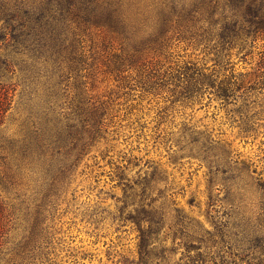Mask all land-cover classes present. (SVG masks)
Returning <instances> with one entry per match:
<instances>
[{"label":"trees","instance_id":"trees-1","mask_svg":"<svg viewBox=\"0 0 264 264\" xmlns=\"http://www.w3.org/2000/svg\"><path fill=\"white\" fill-rule=\"evenodd\" d=\"M18 86L19 129L0 130V264L90 259L71 246L78 225L134 233L115 264H264V152L241 158L193 116L215 102L243 142L264 132V0H0V127ZM140 140L166 161L135 153ZM199 170L204 220L192 193L177 199Z\"/></svg>","mask_w":264,"mask_h":264},{"label":"rangeland","instance_id":"rangeland-1","mask_svg":"<svg viewBox=\"0 0 264 264\" xmlns=\"http://www.w3.org/2000/svg\"><path fill=\"white\" fill-rule=\"evenodd\" d=\"M90 41L92 43H98L100 41V37L95 33H91ZM178 53L181 58L184 60L197 61L202 58V54L199 51L194 50L190 47L179 48ZM253 57L249 59H234V70L237 72L246 73L251 70L253 65ZM207 61V60H206ZM210 62H207V65ZM16 80V78H14ZM18 79H20L18 77ZM89 86L91 85V89L93 93L103 94L107 92L111 87L112 83L109 78L101 73L100 69L94 68L92 69L91 75L88 76ZM23 104H24V93L22 88L18 86L14 92L12 106L9 111L6 113L5 120L3 125L0 127L5 133H14L19 129V125L21 119L23 118ZM215 102H211L208 106L203 107L201 109H196L194 111V121H200L201 123H206L212 128H219L223 132V139L231 143V147L236 150L241 158L251 160L254 164L258 165V159L263 156L264 152V132L259 134L256 139H247L246 142H243L236 134V129L233 127H229L225 124V122L220 118L222 115L220 111L214 110ZM214 118L212 119L210 115L215 113ZM206 116V117H205ZM151 143H144L140 140V148L141 150L137 153L138 155H144L147 150V158H152L155 161L164 163L166 161L165 157H163V150L157 148H152ZM257 161V162H256ZM263 163V162H262ZM262 163L259 165L261 166ZM257 167V171L259 167ZM193 167V165H192ZM174 181L178 182V185H185L184 179L179 178L178 174L174 172ZM264 174V171H263ZM104 181H107L106 177H101V184H104ZM108 182V181H107ZM189 186L185 187L186 196L181 197L178 196L177 199L179 204L182 207H186V199L190 193L196 198L198 202L197 207H192L193 214L199 217V219L204 220V178L202 175V170L195 172L191 176V180L189 181ZM108 183L105 187H108ZM0 195L4 199L10 200L9 193L4 190L0 186ZM73 239L71 241V246L77 251L89 252L92 254L90 259H82L79 260L77 264H115L117 260L116 253H128V251L134 250L135 240L134 233H128L121 236V238L117 239L115 237L116 234H107L104 237H99L95 239V237L90 236L86 233V229H83L81 225L76 226V228L72 229Z\"/></svg>","mask_w":264,"mask_h":264}]
</instances>
